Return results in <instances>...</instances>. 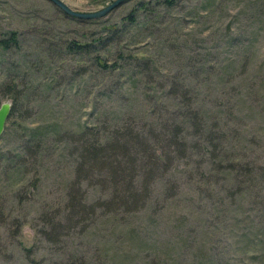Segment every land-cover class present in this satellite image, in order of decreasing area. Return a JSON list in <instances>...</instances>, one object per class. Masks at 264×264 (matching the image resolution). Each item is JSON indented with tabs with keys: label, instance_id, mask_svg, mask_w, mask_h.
Here are the masks:
<instances>
[{
	"label": "rangeland",
	"instance_id": "rangeland-1",
	"mask_svg": "<svg viewBox=\"0 0 264 264\" xmlns=\"http://www.w3.org/2000/svg\"><path fill=\"white\" fill-rule=\"evenodd\" d=\"M62 1L92 12L114 0ZM111 26L115 43L100 49ZM10 32L17 44L0 47V105L16 111L0 134V264H264V0H126L82 21L49 0H0V39ZM70 40L95 48L74 54ZM119 50L150 64L131 77L95 63L99 54L119 66ZM14 84L25 94L16 104ZM170 90L180 107L206 110L220 155L203 147L168 165L172 153H162L165 173L131 212L106 176L79 186L80 131L101 128L104 140L131 125L159 150L142 127L173 123ZM34 127L59 132L47 130L37 157L25 145ZM182 132L191 144L204 137Z\"/></svg>",
	"mask_w": 264,
	"mask_h": 264
},
{
	"label": "trees",
	"instance_id": "trees-1",
	"mask_svg": "<svg viewBox=\"0 0 264 264\" xmlns=\"http://www.w3.org/2000/svg\"><path fill=\"white\" fill-rule=\"evenodd\" d=\"M164 2L172 4L174 0H164ZM82 20L83 19H81V21ZM116 32V26L107 28V36L97 39L98 44H100L97 47L101 46L104 48L100 49H105L107 45L110 46L109 44L111 42V45H113L115 40L111 38V35L115 34ZM110 38L112 41L105 46ZM16 44L17 37L15 32H10L7 38L0 39V47L4 49L15 46ZM65 45L66 48L74 54L91 52L95 48L93 47V43H81L74 40L66 42ZM117 55V61H122L117 67H115L114 64L108 66L105 59L100 57L99 54L95 55L94 60L95 63L102 68L111 67L109 69L113 71L116 70V68H119V70L125 69L126 72L128 71L127 75L131 77L136 68L139 67L140 69H145L146 66L148 67L150 64L149 61L145 60L144 58H136L134 55H123L122 50H119V54ZM134 60L136 61L133 62ZM132 83L135 84L136 81L133 80ZM9 87L12 86H6L7 90H4L5 93H11ZM15 87L16 85L14 84L12 92L14 94V103L16 104L18 99L24 98L25 94L24 92H20V90ZM171 90L169 93H171L174 99H177L178 101V94L175 95V93ZM192 103V100L189 103H185L182 107H185L186 110H182V107L179 105L180 102H176V105L179 107L178 110L174 111L177 108L175 106L173 111L170 112L173 122L170 125L165 124L158 129L153 128V126L149 128H145L146 126L142 127L143 129H147L145 130V134L150 132L154 136L156 146L159 147V150L151 149V147L147 146L146 142L141 139L144 137L140 135L141 132L131 125L125 127V131H116L120 133V136L117 138H114L113 136L104 140L101 138L98 139L100 137L101 128L98 130V132H95L94 130L89 133V129H87V131L85 130V132L80 131V134L77 137V146H72L75 152L78 154L75 161L76 168L74 181L80 186L82 178L87 174L89 177H91L90 174H93V177L98 178H103V176H106V179L109 183H104V185L110 184L113 186V189L115 190L114 192L116 194L115 201L123 203L124 207H127L126 209L128 212H131V210L137 209L143 205L144 201L148 198L152 181L165 173L162 169V160H164L163 154H165L167 151L172 153V159L168 160V165H171V161L173 162L174 160L181 158L190 151L203 147L204 149H209L215 156H219L224 147L223 145H220V147L217 146V140L219 139L218 133L213 131L212 128L208 127V118H205L204 116L206 114V110L201 107H197L196 110ZM191 110H193V112H191ZM14 111H16V106L11 105L9 117ZM22 115L18 116L17 123H20V121L23 122L25 120ZM177 116H179L180 119H177ZM188 128L199 131L200 135H204V137L193 144L189 143V138L185 133L182 132V129ZM28 129V138L25 142V145L26 147L29 146L31 148V152L34 153L37 150H40V145L45 141L48 135L47 130L51 131L54 135L59 133L57 132L58 129L54 130V127L51 129H46L44 127H34ZM81 129H84V127ZM168 131H171V134L167 137L166 132ZM216 151L219 153L215 154ZM39 152H36L34 155L37 157ZM123 161L126 164V167L121 166ZM19 165L20 164H18L15 168H18ZM138 167H142V169L147 171L144 172V175L141 178L138 177L139 175L136 172ZM159 168H161V170ZM158 173L159 175H156ZM103 182L100 183L103 184ZM72 191L70 195L72 194ZM111 200L114 201V199ZM105 201L106 200H104V203ZM77 202L78 200L73 202L72 209L80 206V204Z\"/></svg>",
	"mask_w": 264,
	"mask_h": 264
},
{
	"label": "water",
	"instance_id": "water-1",
	"mask_svg": "<svg viewBox=\"0 0 264 264\" xmlns=\"http://www.w3.org/2000/svg\"><path fill=\"white\" fill-rule=\"evenodd\" d=\"M53 4H55L57 7H59L64 13L71 17H75L78 19L88 20V19H98L106 15L109 11L113 10L126 0H114L106 7L92 12H78L74 11L71 8H69L62 0H49ZM11 104L10 102H3L0 105V134L2 133L4 129V124L6 121L7 116L10 113Z\"/></svg>",
	"mask_w": 264,
	"mask_h": 264
}]
</instances>
